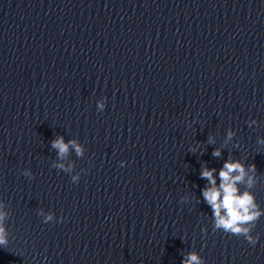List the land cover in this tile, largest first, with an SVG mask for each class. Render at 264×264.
Returning a JSON list of instances; mask_svg holds the SVG:
<instances>
[{"label":"clouds","instance_id":"1","mask_svg":"<svg viewBox=\"0 0 264 264\" xmlns=\"http://www.w3.org/2000/svg\"><path fill=\"white\" fill-rule=\"evenodd\" d=\"M106 99L105 97L97 101L98 111H103L106 108ZM257 123L255 119L247 121L249 128L257 125ZM188 126L191 127L192 125L189 124ZM235 136V131L231 128L227 129L223 144L214 148L212 156L221 157L222 149L232 142ZM215 143V138L209 135L207 144L214 145ZM257 143L264 145V138L258 137ZM51 148L56 152V159L53 161L52 167L70 174L71 181L78 183L81 173L75 172V162L68 161V157L74 151L76 157L82 158L85 155L84 146L78 139H70L66 142L63 136L58 135L51 141ZM190 151L195 154L197 148L193 147ZM125 164V161L120 162L121 167H124ZM21 174L30 180L34 179L30 169H24ZM200 178L207 181L201 189V196L203 201L211 208L213 231H223L226 234L243 237L248 244L255 246L260 237L258 233L256 235L252 233L261 216H264V209L257 203L255 194L252 191L258 183L255 164H246L240 159L229 156L219 169L218 174L216 168H209L206 164H202ZM241 185L244 186L243 190H241ZM188 201V196L181 198V203H187ZM38 215L43 218L42 222L45 224L56 221L54 212H45L41 208ZM9 216L10 213L7 210L6 203L0 201V247L3 248H7L9 245L10 233L6 223ZM63 219L61 217V222ZM202 231L206 232L207 229H202ZM182 264H205V260L196 251H189L183 255Z\"/></svg>","mask_w":264,"mask_h":264}]
</instances>
